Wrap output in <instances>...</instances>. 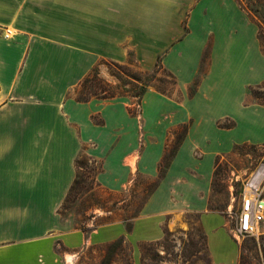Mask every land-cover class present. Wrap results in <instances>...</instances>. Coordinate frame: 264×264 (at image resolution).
Wrapping results in <instances>:
<instances>
[{
    "label": "crops",
    "instance_id": "obj_1",
    "mask_svg": "<svg viewBox=\"0 0 264 264\" xmlns=\"http://www.w3.org/2000/svg\"><path fill=\"white\" fill-rule=\"evenodd\" d=\"M255 40L237 0H0V264H66L70 251L58 252L56 243L74 250L120 237L133 244L141 264L134 244L161 239L165 214L178 210L156 191L130 230L116 221L87 233L58 213L76 159L88 145L101 161L99 185L123 190L132 173L146 169L139 124H164L162 113L172 104L177 122L199 118L194 131L201 140L222 117L264 135V106L242 105L245 87L264 80ZM208 41V68L188 96ZM130 50L146 64L167 50L163 64L176 76L181 99L149 89L136 113L128 95L69 96L92 67L125 62ZM192 135L176 158L190 152ZM202 223L215 261L231 264L234 248L211 231L208 218Z\"/></svg>",
    "mask_w": 264,
    "mask_h": 264
},
{
    "label": "rangeland",
    "instance_id": "obj_2",
    "mask_svg": "<svg viewBox=\"0 0 264 264\" xmlns=\"http://www.w3.org/2000/svg\"><path fill=\"white\" fill-rule=\"evenodd\" d=\"M237 2L252 23L255 41L264 55V0ZM210 45L208 41L198 73L188 86V96L194 94L208 68ZM166 51L157 54L151 64H146L130 50L125 62L101 61L92 78L100 81L113 97L130 96L133 102L130 109L136 113L141 111V96L149 89L168 95L157 88L165 90L179 101L182 96L177 91L176 76L163 64ZM169 72L175 76V84ZM140 91L142 94L138 96ZM69 96H83V88L77 85ZM253 104L264 106V80L245 87L242 105ZM169 109L162 113L164 124L159 127L141 128L139 124V150L144 153L142 167L146 169L132 173L123 190L111 191L99 185L96 176L101 170V161L89 155V146L84 145L76 164L81 187L64 202L59 215L61 220L71 217L77 228L82 226L83 231L89 233L100 225L122 221V215L136 214L126 224L130 230L144 203L158 191L178 212L165 214L161 239L134 244L139 249L141 264H228L223 258L217 263L212 256L207 244L209 232L202 218H208L211 231H217L219 238L234 248L235 255L229 263L264 264V227L257 236L237 232L245 180L256 166L264 163V135L244 130L233 119L222 117L212 122L210 130H206L207 138L201 140L194 131L199 118L177 122L176 106L172 104ZM190 131L193 134L190 152L176 158ZM149 167L153 173L147 170ZM261 193L264 195V183ZM55 248L62 254L70 251L66 264H138L133 256V244L124 237L88 243L74 250L61 243H56ZM142 251L147 254L143 263ZM152 254L154 260L150 258Z\"/></svg>",
    "mask_w": 264,
    "mask_h": 264
},
{
    "label": "built area",
    "instance_id": "obj_3",
    "mask_svg": "<svg viewBox=\"0 0 264 264\" xmlns=\"http://www.w3.org/2000/svg\"><path fill=\"white\" fill-rule=\"evenodd\" d=\"M11 31L6 30L5 35ZM264 163L256 166L245 180L241 192L240 211L237 219V232L257 236L264 227Z\"/></svg>",
    "mask_w": 264,
    "mask_h": 264
},
{
    "label": "trees",
    "instance_id": "obj_4",
    "mask_svg": "<svg viewBox=\"0 0 264 264\" xmlns=\"http://www.w3.org/2000/svg\"><path fill=\"white\" fill-rule=\"evenodd\" d=\"M110 64H114V62H109ZM156 66H159L160 68H163L160 64L157 65L156 63ZM95 74H97V66H94L90 69V71L88 72V74L80 81V83L78 84L79 86H81L83 88V96H80V97H77L76 100L78 101H87L90 99V97H94V98H111L113 97L114 95L112 93H110L104 86H102V83L98 80H96V78H92V76H94ZM169 75L174 79V84L176 83L175 81V76L169 72ZM90 88L93 89V91L90 93ZM158 90H160L161 92H164L168 95H171L170 92H166L165 90H162V89H159L157 88ZM85 90V91H84ZM109 92V93H108ZM90 94V96L88 95ZM142 94V91L140 92H137V95H141ZM89 96V97H88ZM131 112V111H130ZM78 159H76L75 161V165L78 164ZM78 187H81V185L79 184V180H78V175H77V171H76V176H75V179L60 207V209L58 210V213L61 214V208L62 206L64 205V202L68 201L69 197L71 195H73L74 191L77 192V188ZM74 196V195H73ZM136 214H125V215H122L121 216V220L123 222H125L126 224L130 221V219H132L133 217H135ZM81 230H85L84 227L80 226ZM146 252L145 251H142L141 252V260H142V263L143 261L146 259ZM151 259H155V255L152 254V256L150 257ZM145 264V263H143Z\"/></svg>",
    "mask_w": 264,
    "mask_h": 264
}]
</instances>
